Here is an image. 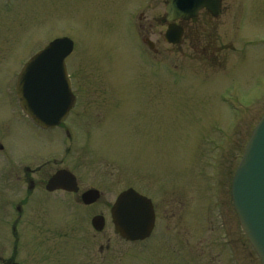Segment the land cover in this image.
Returning <instances> with one entry per match:
<instances>
[{"label":"rangeland","instance_id":"374dc122","mask_svg":"<svg viewBox=\"0 0 264 264\" xmlns=\"http://www.w3.org/2000/svg\"><path fill=\"white\" fill-rule=\"evenodd\" d=\"M165 2L0 0V263L15 253L13 206L29 200L20 258L28 264L41 260L31 252L40 225L68 229L91 250L110 239L114 264H260L229 190L264 114V0H226L222 16L202 15L175 45L164 36ZM64 36L75 44L67 63L79 96L66 125L79 139L28 128L15 93L23 65ZM27 166L42 168L32 194ZM59 167L76 174L81 192L99 190L98 205L72 206L81 192L48 194ZM129 188L151 198L159 217L155 239L133 246L109 215ZM99 212L107 230L96 237L90 221Z\"/></svg>","mask_w":264,"mask_h":264},{"label":"water","instance_id":"95a60500","mask_svg":"<svg viewBox=\"0 0 264 264\" xmlns=\"http://www.w3.org/2000/svg\"><path fill=\"white\" fill-rule=\"evenodd\" d=\"M203 8L212 10L214 16L220 15L219 0H167L164 22L169 26L165 40L171 44L180 43L183 29L176 21L195 20ZM73 49L74 42L70 38L55 39L25 64L18 77L16 91L22 110L44 128L65 121L73 105L65 62ZM57 189L78 191L75 175L66 169L55 173L47 190ZM231 193L240 225L264 264V114L247 142L233 177ZM82 197L90 204L100 197V192L90 189ZM111 214L116 231L127 240H144L155 225L152 201L133 188L118 195ZM93 224L101 228L103 219L95 217Z\"/></svg>","mask_w":264,"mask_h":264},{"label":"flooded vegetation","instance_id":"af4514ba","mask_svg":"<svg viewBox=\"0 0 264 264\" xmlns=\"http://www.w3.org/2000/svg\"><path fill=\"white\" fill-rule=\"evenodd\" d=\"M219 2H220V15L219 16H214L212 10H209L207 8H203L199 11L195 20H193V19H190V20L179 19L178 21H176V24L179 25L180 27H182V29H183V36H182L180 44L183 42V39L185 38V34H186V31L188 30L189 25L197 24L200 21V18L202 17V15L205 16V18H207L208 20L209 19L212 20L214 18H218V17L223 15V13L225 11V7H226V5H225L226 0H219ZM166 4H167V0L165 2V5ZM165 16H166V13L162 17L163 20H164ZM162 19H161V21H162ZM164 25H166V27L168 29L169 23L164 22ZM144 40H145L146 45L150 48V50L153 51L155 49V45L149 40V38H145ZM74 47H75V44H74ZM68 58L69 57L66 58L67 71H68V75H69V78L71 81L70 89H71V93H72L74 100L72 101L73 105H72V107L69 111V114H68L67 118L65 119V121L61 122L59 125H56L55 127L44 128V127L36 124L32 119L28 118L22 112L21 107H20V101L17 97V94H16V97L18 99L19 110H21L20 112H22V114H21L22 118H23V120H25L24 122L28 126V128H30L34 131L36 130V131H40V132L62 131L70 139H72L73 136L75 137L74 139H76V138L79 139V135H81V134L74 132V130H75L74 126L72 125L73 128H71V127H67V125H66L67 123L69 125H71V123H69L70 119H71L73 113L77 110V106L79 104V96L76 94V92L73 88L74 87L73 79H72L71 74L69 73V67H68V63H67ZM15 93H16V85H15ZM5 150H6L5 146L0 142V152L1 153L5 152ZM63 169L69 170L70 172H72L75 175V177L77 179V186L79 188L78 191L70 192V191L63 190V189H57L54 191L47 190V184H48L49 180L51 179V177L55 173H57L58 171L63 170ZM41 170H42L41 167H39L37 169H32L29 166H27L24 168L23 171L26 175V180L28 183L27 191L29 194H32L36 189V181L34 180L33 175L37 172H40ZM3 172H4L3 173V176H4L3 179H5L8 176H6V174H5L6 171H3ZM3 182H5V181H3ZM231 185H232V183H231ZM44 189L48 194H55V193L62 192L66 195H78L81 192L79 180H78V177L76 176V174L72 170H70L68 168H64V167H59L48 177V179L46 180V182L44 184ZM91 189H94V188H91ZM86 191H88V190H86ZM86 191L81 192L78 198H74V202L71 203V205L74 206L75 208H79V207L92 208V207L97 206L98 202L101 200V197H102L101 192L99 191L100 197L95 202L87 204L84 202L83 197H82L83 193H85ZM116 199H117V197H116ZM116 199H115V201H116ZM229 199H230L232 208L234 210V213L236 214V211H235L234 206H233L232 196H231V187L229 190ZM151 201H152L153 208L155 211V225H154V228H153L151 234L149 235V237L145 238L144 240H138V241L127 240V239L123 238L116 231L114 223H113V219H112V214H111V210H112V207H113L115 202H113V204L110 206L109 215H110L113 227H114V232L121 242L133 246V244L146 243V242H150L151 240L155 239V236H156L155 234H157L156 233L157 221L159 220L158 219L159 217H158L157 208L155 206V203L152 199H151ZM28 202H29V200L16 202L13 206L14 210H15V214H14V217L12 219V224L10 226V230H11L10 233L14 238V251H15V253H14V256L12 257V259L10 261H8V262L2 261L0 264H28L27 262L20 260V258L22 257L21 256V248L23 247L22 240L24 239L23 228L27 224ZM223 205H222V209L220 211V213H222V216H221L222 218L224 217V214H225L224 213L225 207ZM95 217H101L103 219V226L101 228H97L94 226L93 219ZM236 217H237V214H236ZM225 219H226V217H225ZM237 220H238V217H237ZM238 222H239V220H238ZM90 224L92 227L93 235L96 237L98 235L104 234V232L107 230L106 229L107 218L105 215L102 214V212L94 214L91 218ZM226 224H227V222H226ZM226 224H223V226L225 227ZM42 227H43V225H40V227H38V228L41 230H44L45 233L37 234L39 238L35 241V244H32L31 252L34 254L35 259L38 260L39 258H41V260L38 261L39 263L35 262L34 264H114L112 258L113 257L115 258L118 256V253L116 251L114 252V255L112 254L111 244H110L111 240L110 239L107 240L106 242L99 241L100 244L98 246V251H96V250H91V248H89L85 245L86 240L82 236L75 235V234L71 235V233H70V231H68V229H65V231L61 230V232H59V233H52L51 229H47V228L42 229ZM226 230H227V233H230L229 226L226 227ZM163 232L161 231V229L158 231V233H163ZM235 248L236 247H235L234 243L230 244L229 250H230V252H232L233 255H234V253L232 250H234V252H236L238 250V248H236V249ZM254 252L259 259V263L262 264L260 257L258 256L256 251H254ZM17 258H19V259H17ZM233 263L241 264V260L239 259V260L233 261Z\"/></svg>","mask_w":264,"mask_h":264}]
</instances>
